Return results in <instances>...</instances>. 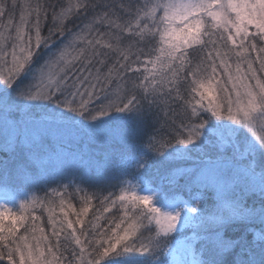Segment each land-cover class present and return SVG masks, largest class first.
Here are the masks:
<instances>
[{
    "label": "snow or ice",
    "instance_id": "snow-or-ice-1",
    "mask_svg": "<svg viewBox=\"0 0 264 264\" xmlns=\"http://www.w3.org/2000/svg\"><path fill=\"white\" fill-rule=\"evenodd\" d=\"M10 190L0 264H264V0H0Z\"/></svg>",
    "mask_w": 264,
    "mask_h": 264
},
{
    "label": "rangeland",
    "instance_id": "rangeland-1",
    "mask_svg": "<svg viewBox=\"0 0 264 264\" xmlns=\"http://www.w3.org/2000/svg\"><path fill=\"white\" fill-rule=\"evenodd\" d=\"M18 195L19 193L13 192L11 190L7 193L0 191V204L8 203L9 207L17 206L19 203V199L17 198ZM13 199L15 201H13ZM13 209H15V207H13Z\"/></svg>",
    "mask_w": 264,
    "mask_h": 264
},
{
    "label": "trees",
    "instance_id": "trees-1",
    "mask_svg": "<svg viewBox=\"0 0 264 264\" xmlns=\"http://www.w3.org/2000/svg\"><path fill=\"white\" fill-rule=\"evenodd\" d=\"M23 2V0H18V3H22ZM18 14H19V8H17V18H18ZM47 26H49V25H45V29H46V27ZM43 34H46V31H42V35ZM127 179H128V181H130V183L131 184H135V181L132 179V177L131 176H129V177H127ZM84 193H80V195H83ZM37 195H40V196H42L43 195V193L42 192H39V193H37ZM13 207H15V206H13ZM15 210V209H14ZM39 214V213H38ZM46 215V214H45ZM46 226V225H45Z\"/></svg>",
    "mask_w": 264,
    "mask_h": 264
}]
</instances>
